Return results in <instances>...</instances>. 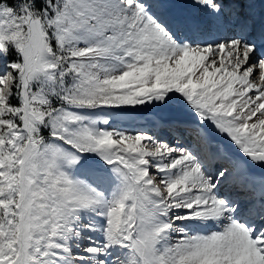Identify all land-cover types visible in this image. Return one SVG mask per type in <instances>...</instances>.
<instances>
[{"label": "rangeland", "instance_id": "rangeland-1", "mask_svg": "<svg viewBox=\"0 0 264 264\" xmlns=\"http://www.w3.org/2000/svg\"><path fill=\"white\" fill-rule=\"evenodd\" d=\"M249 1L60 0L40 17L27 0L0 3V264H190L194 240L237 236L199 220L212 203L246 216L264 245V96L252 92L264 68L221 70L212 56L235 38L189 42L226 23L225 7L242 23ZM174 11L194 35L171 27ZM9 53L21 63L12 93ZM239 96L250 101L233 108ZM154 123L182 127L185 144Z\"/></svg>", "mask_w": 264, "mask_h": 264}, {"label": "bare ground", "instance_id": "bare-ground-1", "mask_svg": "<svg viewBox=\"0 0 264 264\" xmlns=\"http://www.w3.org/2000/svg\"><path fill=\"white\" fill-rule=\"evenodd\" d=\"M229 3H226V6ZM215 6V5H214ZM220 8V6L213 7V14H218L217 9ZM233 8V7H232ZM219 11V9H218ZM224 12L226 14L224 15L225 18L230 16L229 13V8L225 7ZM245 12L247 14V19L246 22L242 26L235 25L231 23V18H227L226 23L221 24V21H218V19H214L216 21V24H221V25H213V27L218 28L219 30H222L221 34L218 37H210L205 40H197L193 42V40L189 42L191 43H200V44H214V43H220V42H225L224 38H226V41H229L231 38H235V42L232 44H229L227 46H223L219 51V55H214L212 56V59H217V62H223L225 65L221 67V70L224 72L228 73L229 68H243L244 63L247 62H255L257 59L256 56V49H255V44L257 43L258 40L264 39V0H250L248 4L245 6ZM220 13V12H219ZM221 14V13H220ZM184 17L181 12L174 11L172 13V17L170 20L171 27L173 29H179L181 26L189 28V30L186 32V29L184 30V36L188 35V37L194 35L192 32H189L191 29L189 27L188 23H184ZM221 19V18H220ZM248 21H251V24H249ZM179 27V28H178ZM244 29V32L251 31V38L250 41H248L246 44V47L248 50H243L241 51L242 45H244V42L241 35L239 34L238 30H235V28H241ZM175 29V31H176ZM214 32L217 34L216 30ZM214 33V34H215ZM175 34V33H174ZM254 34V35H253ZM238 40V41H237ZM233 42V41H232ZM245 46V45H244ZM185 47V46H184ZM183 47V48H184ZM188 48V47H187ZM186 49V48H185ZM187 56L192 54V51H188ZM180 53H187L186 50L180 51ZM217 53V52H216ZM212 54V53H211ZM257 61V60H256ZM259 70L264 68V62L261 64ZM234 66V67H233ZM252 72L249 73V75H245L244 79L240 81V88L238 89H243L245 87H251V83L249 79L253 75H255L258 72V69L251 70ZM260 72V71H259ZM262 74V70H261ZM235 78V77H234ZM231 79V78H230ZM257 84L253 86L252 92H255L256 94L261 92V96H264L262 89H264V79H262L261 75L258 78ZM229 80V79H228ZM225 82L221 88L222 91H226L229 94L233 93L235 94L237 90H233V88L229 85L230 83ZM233 82L236 81V79H232ZM247 90V89H246ZM258 97L252 104L262 100L263 98ZM242 97H237V98H232L233 108H241L244 107L245 104L250 101L248 98H242ZM263 111V110H262ZM258 111L257 115H260L261 117L257 119L253 125L259 126L260 125V130L264 126V112ZM253 113L252 110H248V114L251 115ZM141 127V126H140ZM137 130V129H135ZM139 130H142V127L139 128ZM152 132V131H150ZM264 139V135L261 136ZM173 145V144H172ZM216 156V155H215ZM217 157V156H216ZM221 160L218 158L214 159L213 166H217V163H220ZM189 168V167H188ZM194 170L190 168L186 174H190ZM191 175V174H190ZM187 178V177H186ZM191 178V177H189ZM245 182H241V185H245ZM240 185V186H241ZM252 187L248 190L249 188L246 187L244 188L247 192L252 191L258 193L257 189L254 184H251ZM259 186V185H258ZM242 188V187H240ZM258 195V194H257ZM213 201V200H212ZM208 202H210V199H207L205 197L202 200V204L204 206L208 205ZM211 203V202H210ZM210 205V204H209ZM214 205V206H213ZM211 206V205H210ZM213 209H209L206 213L203 212L200 214V219L208 220L209 223H211L210 228L215 229H221L222 226L232 228V230L229 229V232L234 231L236 232L237 236L234 237V234L231 232L229 234L225 235H219L216 236L215 238L212 237L211 239H205L200 238V240H194L192 243V247L190 249V254L184 258L186 262H190V264H264V245L259 244V240H254L252 238V235L247 236L245 234L246 229L245 227H251L253 225L252 221H247L244 218H237V216H231L229 219L227 217L231 214L230 210H228L226 207L223 208V210H219L215 208V204L212 203ZM201 207H203L201 205ZM238 209H236L237 211ZM250 211V210H249ZM235 212V211H234ZM241 210L239 211V213ZM245 215V214H244ZM248 217V216H247ZM237 219V220H236ZM227 220V221H226ZM235 220L236 222H234ZM248 220H251L250 218ZM249 223V224H248ZM234 224H240L239 228H237V225ZM251 224V226H250ZM244 227V230H243ZM209 228V227H208ZM207 228V229H208ZM227 242V243H226ZM218 249H216V248ZM198 248V249H196Z\"/></svg>", "mask_w": 264, "mask_h": 264}, {"label": "trees", "instance_id": "trees-1", "mask_svg": "<svg viewBox=\"0 0 264 264\" xmlns=\"http://www.w3.org/2000/svg\"><path fill=\"white\" fill-rule=\"evenodd\" d=\"M19 0H0V3L6 4L9 7H13L16 5V3ZM29 2V5L32 8V11L34 12L35 16H41V15H51L53 10L58 7L60 0H27ZM6 61L5 65L8 67L9 74L11 76V84H10V92H13L14 89V82H15V76L16 73L20 70L21 63L20 60L17 58H14V56L9 54H6ZM7 70V71H8ZM9 105H12L11 102H9ZM7 109L10 111L12 110V107L9 106ZM15 109V108H13ZM0 138H2L3 128L5 127V120H0Z\"/></svg>", "mask_w": 264, "mask_h": 264}]
</instances>
